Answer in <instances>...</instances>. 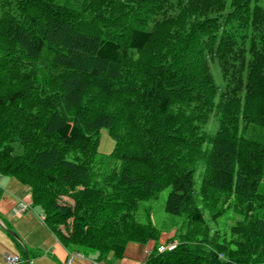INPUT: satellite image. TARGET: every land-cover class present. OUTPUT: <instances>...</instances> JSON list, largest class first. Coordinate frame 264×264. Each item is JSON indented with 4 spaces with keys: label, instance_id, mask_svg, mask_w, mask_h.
<instances>
[{
    "label": "trees",
    "instance_id": "obj_1",
    "mask_svg": "<svg viewBox=\"0 0 264 264\" xmlns=\"http://www.w3.org/2000/svg\"><path fill=\"white\" fill-rule=\"evenodd\" d=\"M0 174L69 251L154 241L150 264H264V6L0 0ZM164 188L170 250L139 214Z\"/></svg>",
    "mask_w": 264,
    "mask_h": 264
},
{
    "label": "crops",
    "instance_id": "obj_2",
    "mask_svg": "<svg viewBox=\"0 0 264 264\" xmlns=\"http://www.w3.org/2000/svg\"><path fill=\"white\" fill-rule=\"evenodd\" d=\"M174 231L160 233L157 247L164 245ZM172 240V239H171ZM154 241L128 242L120 256L113 252L84 255L67 262L69 251L44 221V213L32 204L31 190L15 177L0 174V264L8 255H18L21 264H150Z\"/></svg>",
    "mask_w": 264,
    "mask_h": 264
},
{
    "label": "rangeland",
    "instance_id": "obj_3",
    "mask_svg": "<svg viewBox=\"0 0 264 264\" xmlns=\"http://www.w3.org/2000/svg\"><path fill=\"white\" fill-rule=\"evenodd\" d=\"M260 4L264 6V0H260ZM214 75L216 79H218V73L214 72ZM113 145H114V142L112 138L110 137V135L107 133L105 129H102L99 134V143L97 146L98 151L104 155L108 154L111 152ZM195 180L197 183L199 182L198 175L196 176ZM168 192H169V188L162 189L159 192L158 197L156 199L142 202L139 208V214L143 212L144 208H147V207L150 208L151 219L160 232L162 231L168 232V231L176 230L182 221L181 216L170 215L165 211L164 205H165V199L167 197ZM262 193H263L262 197L264 198V188L262 189ZM63 199L68 202L71 201L67 197H64ZM238 220L239 219L236 214L234 213L230 215L226 214L219 219V223H220L221 228H223L225 225L232 226L234 223L238 222ZM172 237L170 236V238ZM176 244H177V240L170 239L169 241H166L164 243L163 247L167 250H170Z\"/></svg>",
    "mask_w": 264,
    "mask_h": 264
},
{
    "label": "built area",
    "instance_id": "obj_4",
    "mask_svg": "<svg viewBox=\"0 0 264 264\" xmlns=\"http://www.w3.org/2000/svg\"><path fill=\"white\" fill-rule=\"evenodd\" d=\"M74 259H84V255L81 252H72L69 254L67 262L70 263ZM21 258L18 255H8L5 258L4 264H21Z\"/></svg>",
    "mask_w": 264,
    "mask_h": 264
}]
</instances>
